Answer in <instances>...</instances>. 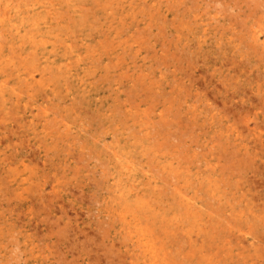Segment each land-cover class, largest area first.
Instances as JSON below:
<instances>
[{"label": "rangeland", "instance_id": "1", "mask_svg": "<svg viewBox=\"0 0 264 264\" xmlns=\"http://www.w3.org/2000/svg\"><path fill=\"white\" fill-rule=\"evenodd\" d=\"M0 264H264V0H0Z\"/></svg>", "mask_w": 264, "mask_h": 264}]
</instances>
